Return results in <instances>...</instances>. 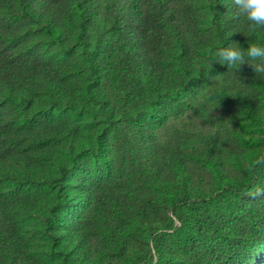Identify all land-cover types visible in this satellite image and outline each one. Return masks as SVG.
I'll use <instances>...</instances> for the list:
<instances>
[{"label":"trees","instance_id":"trees-1","mask_svg":"<svg viewBox=\"0 0 264 264\" xmlns=\"http://www.w3.org/2000/svg\"><path fill=\"white\" fill-rule=\"evenodd\" d=\"M97 1L0 0V264H264V198L249 196L264 186V166L240 181L223 177L209 193L194 189L185 171L115 202L92 197L98 184L77 193L72 173L96 152L87 146L73 156L76 140L56 115L93 108L61 90L51 117L35 110L53 74L35 48L18 49L22 36L13 27L38 25L58 47L73 54L83 48L86 60L92 32L101 35V70L124 118H153L157 126L229 69L213 63L209 70L217 48L264 43V29L250 32L232 0H109L104 25ZM52 19L77 29L78 42L67 48ZM224 91L254 105L240 88ZM65 142L72 143L68 157L59 148ZM224 196L233 198V212L213 215L210 205ZM75 214L79 226L68 225Z\"/></svg>","mask_w":264,"mask_h":264},{"label":"rangeland","instance_id":"rangeland-1","mask_svg":"<svg viewBox=\"0 0 264 264\" xmlns=\"http://www.w3.org/2000/svg\"><path fill=\"white\" fill-rule=\"evenodd\" d=\"M97 2L100 23L104 25L109 0ZM48 24L57 35L66 34L67 48L78 42L80 32L69 22L52 19ZM13 33L22 36L18 49L26 53L27 48L29 51L35 48L33 51L44 58L48 73L53 74L43 93L35 98V110L51 117L52 97L59 96L61 90L76 94L93 108L83 116L70 112L56 115L69 138L76 140L73 156L87 146L94 147L96 152L72 173L77 193H89L87 189L98 184L99 189L91 192L92 197L115 202L135 189L147 191L158 187L168 174H174L175 178L183 171L189 174L194 189L209 193L223 177L232 181L247 177L251 160L264 154V75H256L247 63L211 79L197 99L187 101L186 109L170 111L168 119L157 126L153 118L139 122L124 118L127 114L123 105L101 70L105 40L95 31L88 60L83 48L73 54L58 47L38 25L17 23ZM55 81L59 84H53ZM226 86L247 92L254 105L225 93ZM5 97L3 92L0 99ZM59 148L67 157L73 151L72 143L65 142ZM233 205V198L224 196L214 201L210 210L215 216L228 217ZM260 207L264 213V205ZM79 216L72 215V221L66 223L79 226L76 223ZM175 261L181 262V256L176 255ZM43 264L60 261L45 260Z\"/></svg>","mask_w":264,"mask_h":264},{"label":"clouds","instance_id":"clouds-1","mask_svg":"<svg viewBox=\"0 0 264 264\" xmlns=\"http://www.w3.org/2000/svg\"><path fill=\"white\" fill-rule=\"evenodd\" d=\"M232 3L236 6L238 15L248 21L250 32L264 29V0H232ZM213 63L227 65L229 69H238L240 65L247 63L256 75H264V43H249L247 49H242L237 43L219 47L210 57L209 70ZM259 166H264V154L251 160L248 170L254 171ZM249 196L253 199L264 198V186L257 187Z\"/></svg>","mask_w":264,"mask_h":264}]
</instances>
